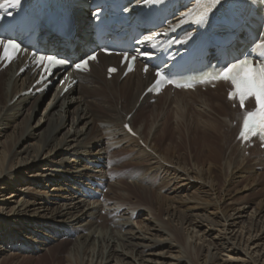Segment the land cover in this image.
Wrapping results in <instances>:
<instances>
[{
  "label": "bare ground",
  "instance_id": "1",
  "mask_svg": "<svg viewBox=\"0 0 264 264\" xmlns=\"http://www.w3.org/2000/svg\"><path fill=\"white\" fill-rule=\"evenodd\" d=\"M78 17L86 29L85 8ZM119 60L100 55L89 74L69 72L79 82L65 93L67 80L28 93L30 70L0 69V255L72 240L76 264L88 255L87 264H195L193 250L198 264H264V179L260 199L237 196L264 167V149L238 138L244 112L226 85L149 104L150 74L107 78ZM103 182V200L86 196Z\"/></svg>",
  "mask_w": 264,
  "mask_h": 264
},
{
  "label": "rangeland",
  "instance_id": "2",
  "mask_svg": "<svg viewBox=\"0 0 264 264\" xmlns=\"http://www.w3.org/2000/svg\"><path fill=\"white\" fill-rule=\"evenodd\" d=\"M145 112L147 113V115L149 114L148 110H145ZM171 113H173V110H171ZM189 115H190V117H194V112H189ZM234 125H236V124H234ZM119 156H121V153L119 154ZM125 161H126L125 162L126 165H128L127 163H131V161L130 162L128 160H125ZM119 166L117 167V169L120 168ZM122 168H124V169H122ZM126 168L127 167L121 166V169L123 171H125ZM129 168H131V167L129 166ZM127 170H128V168H127ZM256 171L258 172L259 176L258 175L257 176H249L242 183L244 185V187H247L248 189L245 188V190H243L241 192V194L237 195L238 197L243 196L242 198H239V199L245 200V201H251L252 199H260L261 198L262 194L256 195L255 193L257 192L256 188L258 186V183H260V181H262L264 179V167H257ZM122 181H123V183H125V185L127 187H129L130 189H133L132 179H130V178L126 179L125 177H123ZM247 185H250V186L248 187ZM50 186H51V184L49 185V187ZM104 192L107 193L106 190ZM101 213H103L102 215L105 214L104 211H101ZM139 215L140 214H137L135 216V218H133L131 220L136 229H141L143 226L140 223L143 221L144 217H142V216L139 217ZM162 216H163V219H166V220L168 219V216H165V215H162ZM111 222H112L111 219H109L106 223L108 224ZM83 233H85V231ZM67 236H69V235H67ZM78 236H79V234L76 233L74 236H70L69 239H71V238L75 239ZM148 236H151V234ZM71 247H72V240H63V241L61 240L58 242L50 243L48 245H43V244L37 242L33 245H30V247H28L26 249L17 250L16 254L15 255L13 254L14 256L12 255V252L2 253L0 255V264H2V262L6 258H7V260L5 261L4 264H72L71 260H74V254L71 253ZM87 251L90 252L91 255L93 254L91 252L92 249H88ZM197 252H196V250H193V251H190L188 253V256L192 257V258L191 257L190 258L192 259V261L195 264H198V260H197L198 253ZM88 256L85 257L86 262L84 261L83 264H87L89 262ZM90 257L92 258V256H90ZM74 262H75V260L73 261V263ZM124 262L129 263L131 261L129 259V260H125ZM74 264H76V262ZM107 264H124V263L119 262L116 259H114V260H111V262H108Z\"/></svg>",
  "mask_w": 264,
  "mask_h": 264
},
{
  "label": "snow or ice",
  "instance_id": "3",
  "mask_svg": "<svg viewBox=\"0 0 264 264\" xmlns=\"http://www.w3.org/2000/svg\"><path fill=\"white\" fill-rule=\"evenodd\" d=\"M13 6L19 4L20 0H8ZM214 5H220L222 0H212ZM0 7H3L0 4ZM3 41H0L2 44ZM6 47H11L13 49H18L19 45L14 44L12 41L8 42ZM7 55V52H6ZM45 57H41L40 60L43 61ZM49 61H54L53 57L46 58ZM91 59H96L95 56ZM58 63H64V61H58ZM88 61L83 62V66L86 67ZM77 68H80L81 65L77 64ZM147 70V69H145ZM116 69H110V72H115ZM157 76L163 77V74L157 72ZM219 76L224 80H230L231 84L234 86V91L229 93L230 98H236L238 96L239 104L241 107L244 106L247 98L252 97L255 100L256 108L248 112L245 115L243 125L244 131L240 133L241 138H247L246 134H256L257 130L264 131V64L259 67H254L252 62L249 60L241 61L239 64H232L230 67H227L221 71ZM169 83H173L169 81ZM159 84V81L157 82ZM178 87H192L191 84L177 85ZM128 127V130L131 132L132 129Z\"/></svg>",
  "mask_w": 264,
  "mask_h": 264
}]
</instances>
